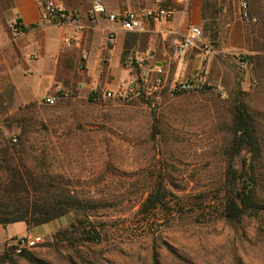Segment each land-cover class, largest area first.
<instances>
[{
    "label": "rangeland",
    "instance_id": "374dc122",
    "mask_svg": "<svg viewBox=\"0 0 264 264\" xmlns=\"http://www.w3.org/2000/svg\"><path fill=\"white\" fill-rule=\"evenodd\" d=\"M61 1L83 12L93 2ZM104 1L124 11L151 7L155 0ZM242 1L226 0L233 17ZM165 5L173 7L169 0ZM10 7L11 0H0L2 33L11 32ZM137 33L129 37L124 62L137 41L143 46ZM136 61L134 70L142 72ZM235 69L238 77L246 71ZM259 77L237 78L223 94L214 89L175 93L173 78L140 77L110 89H69L54 104L21 103L0 65V129L13 138L24 127L45 132L32 143L46 150L51 170L66 175L72 188L94 203L101 230L98 241L78 234L54 240L56 231L73 222V215L65 214L35 226L32 236L44 241L21 253L10 247L16 238L9 240L0 248V264H155V253L160 264H264V211L229 221L221 207L232 188L230 160L239 174L253 162L247 149L234 157L227 151L234 141L237 101L257 126L262 152L253 172L264 199V77ZM118 89L129 96L103 97ZM29 156L42 157L39 151ZM158 180L194 204L182 209L172 197L168 208L143 219L137 211Z\"/></svg>",
    "mask_w": 264,
    "mask_h": 264
},
{
    "label": "crops",
    "instance_id": "0c3cea01",
    "mask_svg": "<svg viewBox=\"0 0 264 264\" xmlns=\"http://www.w3.org/2000/svg\"><path fill=\"white\" fill-rule=\"evenodd\" d=\"M169 1L174 9L171 20L149 22L145 31L136 34L143 37V46L137 41L138 47L124 62L133 32L118 30L116 42L108 44L110 22L105 16L93 19L83 12L85 28L74 33L70 26L42 21L37 0H11V23L19 19L28 30L0 32V65L21 103L42 100L59 88L110 89L140 77L173 78L175 82L202 72L209 83L224 91L237 78L264 77V0H246L251 14L259 19L256 23L240 17L241 6L233 17L226 0ZM193 25L203 29L202 40L178 53L180 39ZM67 33L76 38L71 47L63 42ZM82 53L88 59L80 65ZM240 53L250 55L253 68L238 77L235 68ZM135 59L142 72L134 70ZM34 227L25 221L7 226L0 223V248L13 238L33 237Z\"/></svg>",
    "mask_w": 264,
    "mask_h": 264
},
{
    "label": "trees",
    "instance_id": "16d2710c",
    "mask_svg": "<svg viewBox=\"0 0 264 264\" xmlns=\"http://www.w3.org/2000/svg\"><path fill=\"white\" fill-rule=\"evenodd\" d=\"M232 132L234 141L227 149L231 157L244 149L253 156L249 168L244 166L240 174L232 159L228 165L227 182L232 188L221 199L222 215L229 221H239L247 214L264 211V199L258 195V181L253 172L262 148L254 118L239 101L234 111ZM44 137L42 130L24 127L17 136L18 141L14 142L13 137L0 129V223L7 226L25 221L29 226H38L71 213L73 222L56 231L54 240H67L73 234L80 235L84 241L100 240L101 230L93 218L94 203L74 190L66 175L51 170L46 162V150L32 143ZM36 151L41 158L29 156ZM172 197L178 199L176 204L182 209L194 204L189 196L175 195L164 180H158L142 200L137 214L143 219L149 218L168 208ZM6 255L9 254L6 252ZM154 258L155 264H160L157 253Z\"/></svg>",
    "mask_w": 264,
    "mask_h": 264
},
{
    "label": "built area",
    "instance_id": "2783aa9c",
    "mask_svg": "<svg viewBox=\"0 0 264 264\" xmlns=\"http://www.w3.org/2000/svg\"><path fill=\"white\" fill-rule=\"evenodd\" d=\"M40 7L41 20L59 26H70L74 33L81 32L85 28L83 11L74 8H68L61 0H37ZM241 17L246 22L256 23L259 19L251 14L249 4L246 0L241 2ZM174 14V9L171 6L165 5V0H155L154 5L141 10L128 9L119 12L109 10L107 3L104 0H93L87 15L90 18L97 16H105L110 22L107 26V43L114 44L117 40V31L123 30L126 32H143L147 28L149 22H160L171 20ZM25 25L22 21L14 20L11 23V28L16 34L25 31ZM204 36L203 29L198 26H190L188 32L180 39L177 45V52L184 53L189 49L196 47ZM75 36L73 33H67L63 39L66 46L74 45ZM86 53L80 56V65L87 61ZM237 67L241 70L253 68V62L248 53H240L236 60ZM209 89H214L218 93L223 94V90L219 86H214L209 83L202 72H196L187 78L177 81L173 84L172 90L175 93L182 92H203ZM132 92V90H131ZM65 93L62 88L45 95L42 99L46 104H54L61 94ZM128 90H107L103 93L104 98L128 97ZM139 93V90L137 91ZM14 142L18 141L15 136ZM44 239L42 236L34 237H18L12 244L11 249L16 253H21L25 249L31 248Z\"/></svg>",
    "mask_w": 264,
    "mask_h": 264
}]
</instances>
